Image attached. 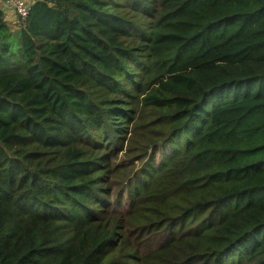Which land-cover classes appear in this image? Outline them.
I'll return each instance as SVG.
<instances>
[{
  "label": "trees",
  "instance_id": "1",
  "mask_svg": "<svg viewBox=\"0 0 264 264\" xmlns=\"http://www.w3.org/2000/svg\"><path fill=\"white\" fill-rule=\"evenodd\" d=\"M0 264H264V0L0 5Z\"/></svg>",
  "mask_w": 264,
  "mask_h": 264
},
{
  "label": "built area",
  "instance_id": "2",
  "mask_svg": "<svg viewBox=\"0 0 264 264\" xmlns=\"http://www.w3.org/2000/svg\"><path fill=\"white\" fill-rule=\"evenodd\" d=\"M2 3L13 11L16 27L24 25L32 3L29 0H0V5H3Z\"/></svg>",
  "mask_w": 264,
  "mask_h": 264
},
{
  "label": "rangeland",
  "instance_id": "3",
  "mask_svg": "<svg viewBox=\"0 0 264 264\" xmlns=\"http://www.w3.org/2000/svg\"><path fill=\"white\" fill-rule=\"evenodd\" d=\"M9 24H10V22H9ZM12 26L14 29L16 28V24L12 25ZM13 28H11V29L14 30ZM158 150L159 151L157 153L156 159H158V157L160 156L159 154L162 151V145L161 144L158 145ZM122 161L123 160L121 158L120 164H128L129 163L127 161H123V162ZM135 166H136V169L134 171V174L139 171V169L143 166V163L135 162ZM131 185H132V187H131V190H132L134 188V181L133 180H131ZM121 191H122V198L114 201V203L112 204L111 209L114 212H125L127 210L128 202H129L127 188L123 186L121 188Z\"/></svg>",
  "mask_w": 264,
  "mask_h": 264
},
{
  "label": "crops",
  "instance_id": "4",
  "mask_svg": "<svg viewBox=\"0 0 264 264\" xmlns=\"http://www.w3.org/2000/svg\"><path fill=\"white\" fill-rule=\"evenodd\" d=\"M29 1L31 3H33V0H29ZM1 8H2V11L4 14V20L6 21V23L9 27L13 28L12 25H15V21H16V17L14 15L13 11L9 7H7L5 4L1 5ZM9 22H10V24H9ZM15 29H17V27Z\"/></svg>",
  "mask_w": 264,
  "mask_h": 264
}]
</instances>
